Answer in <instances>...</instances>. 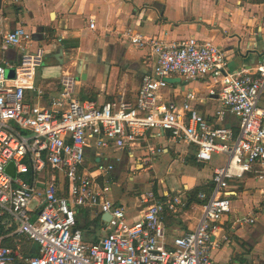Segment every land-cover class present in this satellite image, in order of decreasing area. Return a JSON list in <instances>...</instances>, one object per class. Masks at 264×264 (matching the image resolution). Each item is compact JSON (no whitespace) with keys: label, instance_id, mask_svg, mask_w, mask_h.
I'll use <instances>...</instances> for the list:
<instances>
[{"label":"built area","instance_id":"2783aa9c","mask_svg":"<svg viewBox=\"0 0 264 264\" xmlns=\"http://www.w3.org/2000/svg\"><path fill=\"white\" fill-rule=\"evenodd\" d=\"M89 26H94L92 19ZM129 38L148 49L154 59L151 73L142 76L134 99L119 96L97 105L78 99L76 77L67 71L58 78V96L45 103L44 92L35 85L45 49L29 51L31 35L22 26L1 34L0 218L13 229L6 237L24 238L34 252L25 256L19 245H3L1 237L0 264H219L211 257L219 246L212 237L230 208L223 193L227 180L253 171L264 196V108L259 104L264 61L228 71L222 49L212 42ZM9 48L19 49L14 62L4 57ZM175 76L186 81L207 78L209 94L220 102L215 117L221 121L227 114L235 116L237 129L209 125L192 104L193 93L180 103L160 101V91L168 86L165 79ZM26 93L33 97L27 99ZM149 130L158 135L167 130L173 141L193 145L198 163L210 162L215 154L227 157L214 170L209 197L198 195L204 203L196 227L174 237L170 246L162 218L182 207L181 198L160 199L152 190L143 192L138 199L141 213L129 221L124 207L109 199L113 165L85 162L90 145L100 150L133 148ZM9 164L13 175L7 172ZM79 209L110 216L106 223L101 220L105 234L95 242L83 241L76 228ZM254 222L253 216L235 220L236 225Z\"/></svg>","mask_w":264,"mask_h":264},{"label":"crops","instance_id":"0c3cea01","mask_svg":"<svg viewBox=\"0 0 264 264\" xmlns=\"http://www.w3.org/2000/svg\"><path fill=\"white\" fill-rule=\"evenodd\" d=\"M2 5L7 8L0 11V36L22 26L31 35L28 50L42 46L47 52L35 77L45 103L58 96V78L63 71L76 77L75 91L80 100L102 105L119 96L134 99L142 76L151 73L154 59L148 49L131 43L130 35L168 42L191 37L212 42L222 49L228 71L250 69L264 61V3L253 0H15ZM48 31L53 33L51 40L47 39ZM58 42L62 46H51ZM19 53V49L9 48L4 57L14 62ZM68 55L72 61H66ZM179 79V83L168 84L160 91V101L180 103L187 93H193L196 100L192 104L209 125L237 129L235 116L227 114L221 121L215 117L220 102L217 95L209 94L207 78ZM32 97L26 93L27 99ZM259 104L264 108V94ZM194 153L193 145L149 130L133 148L100 150L90 145L85 150V162L89 166L113 165L109 199L124 207L129 221L141 213L143 206L138 199L143 191L151 189L160 199L181 198L182 207H177L176 213L166 212L162 218L165 241L170 246L174 237L194 230L204 203L198 195L211 192L214 170L227 161L223 155V161L198 163ZM261 186L253 171L227 180L223 193L230 208L216 223L212 237L219 245L211 250L217 263L264 264ZM196 191V200L202 203H187ZM89 214L92 218L98 215L97 211ZM250 216L255 218L254 224H235L237 218ZM91 235L86 233L88 242L96 238Z\"/></svg>","mask_w":264,"mask_h":264},{"label":"trees","instance_id":"16d2710c","mask_svg":"<svg viewBox=\"0 0 264 264\" xmlns=\"http://www.w3.org/2000/svg\"><path fill=\"white\" fill-rule=\"evenodd\" d=\"M254 3L256 4H262L264 3V0H253ZM47 39L51 40L54 38L53 33L51 31H48L47 33ZM199 193V191H196L192 198L187 201L190 203H196V204H201L202 202H199L196 200V195ZM210 191H206V197H209ZM186 203V204H187ZM90 211L87 209H79L78 214L76 216V228L79 229L82 232L83 236V241L88 242L86 238V233L89 232L90 228H94L97 231H100L102 228V222H101V216L98 214L95 217L89 219L88 216ZM12 228H7L3 223L2 219L0 218V238L2 237V244L8 247H11L15 249L20 246V251L27 256V254H33L34 252V246L30 244L29 241H26L24 238H19L17 239L16 237H6L12 232ZM97 239H93L91 242H95Z\"/></svg>","mask_w":264,"mask_h":264},{"label":"water","instance_id":"95a60500","mask_svg":"<svg viewBox=\"0 0 264 264\" xmlns=\"http://www.w3.org/2000/svg\"><path fill=\"white\" fill-rule=\"evenodd\" d=\"M1 1L2 0H0V11H2V9H6L7 7L6 6H3L2 5V3H1ZM58 44V45H57ZM54 43V44H52L51 46H62V44H61V42H58V43ZM61 51H62V49H61ZM46 54H47V52H45V54H44V57L46 56ZM70 55H68V56H66L67 58H66V61H72L71 60V57H69ZM80 62V60H78V63ZM77 63V64H78ZM80 64V63H79ZM74 70H75V73H78V71H77V65H74ZM7 75L8 76H12L13 75V71L12 70H8L7 71ZM165 81L168 83V84H173V83H179L180 82V79L179 78H166L165 79ZM161 135L162 136H164V137H168L169 136V132L167 131V130H165V131H163L162 133H161ZM7 172L8 173H10L11 175H13V166H12V164H9V166H8V168H7ZM149 191H151V189L149 190ZM109 219H110V216H109V214H103L102 216H101V220L103 221V222H108L109 221Z\"/></svg>","mask_w":264,"mask_h":264},{"label":"rangeland","instance_id":"374dc122","mask_svg":"<svg viewBox=\"0 0 264 264\" xmlns=\"http://www.w3.org/2000/svg\"><path fill=\"white\" fill-rule=\"evenodd\" d=\"M220 154H218V156L217 155H213V157H212V160L210 161V163H212V162H214L216 159H222V161L224 160L223 159V155L221 156H219ZM225 157V156H224ZM221 161V162H222ZM26 177V176H25ZM24 177V178H25ZM114 189H115V187H114ZM112 190H113V186H112ZM144 192V191H143ZM142 192V193H143ZM90 215V214H89ZM89 217V219H91L92 218V216H88ZM93 232V233H92ZM89 233H90V236L89 237H91L92 235L91 234H94V235H96V238H100V237H102L104 234H103V232L102 231H97L96 230V233H95V230L94 229H92V228H90L89 229Z\"/></svg>","mask_w":264,"mask_h":264}]
</instances>
